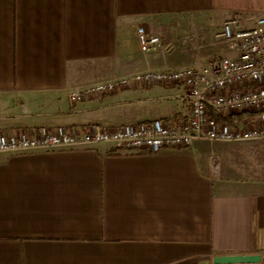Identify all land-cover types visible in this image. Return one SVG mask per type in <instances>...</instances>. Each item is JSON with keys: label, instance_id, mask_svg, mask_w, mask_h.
Here are the masks:
<instances>
[{"label": "crops", "instance_id": "0c3cea01", "mask_svg": "<svg viewBox=\"0 0 264 264\" xmlns=\"http://www.w3.org/2000/svg\"><path fill=\"white\" fill-rule=\"evenodd\" d=\"M231 14H264V0H0V132L182 119L188 104L180 85L78 101L68 89L230 54L211 37ZM138 26L161 38L159 51L139 50ZM245 142L260 146L253 154L264 152V139ZM217 143L234 142L194 140L155 153L108 144L0 153V264L264 256V177L226 174L225 153L236 146Z\"/></svg>", "mask_w": 264, "mask_h": 264}, {"label": "built area", "instance_id": "2783aa9c", "mask_svg": "<svg viewBox=\"0 0 264 264\" xmlns=\"http://www.w3.org/2000/svg\"><path fill=\"white\" fill-rule=\"evenodd\" d=\"M136 37L139 50L145 54H153L163 46L159 36L147 34L142 26L136 28ZM211 44L221 45L231 53L188 64L147 67L68 89L69 99L78 101L136 85H180L188 104L182 119H150L114 127L84 124L17 129L10 135L0 132V153L91 144L155 153L177 150L194 140L264 139V14L245 18L229 15L212 35ZM215 114L230 120H216ZM209 167L213 172L219 170L217 155L209 156Z\"/></svg>", "mask_w": 264, "mask_h": 264}, {"label": "rangeland", "instance_id": "374dc122", "mask_svg": "<svg viewBox=\"0 0 264 264\" xmlns=\"http://www.w3.org/2000/svg\"><path fill=\"white\" fill-rule=\"evenodd\" d=\"M202 144L208 146L206 142H202ZM226 144L236 146L231 152L225 153L224 171L226 174H233L245 179L264 177V152L257 155L250 152L252 148L260 146L245 141L217 143L219 148L226 146ZM211 151L214 153L213 150Z\"/></svg>", "mask_w": 264, "mask_h": 264}, {"label": "water", "instance_id": "95a60500", "mask_svg": "<svg viewBox=\"0 0 264 264\" xmlns=\"http://www.w3.org/2000/svg\"><path fill=\"white\" fill-rule=\"evenodd\" d=\"M213 264H253L264 262V256L260 254H230L216 255L211 259Z\"/></svg>", "mask_w": 264, "mask_h": 264}, {"label": "trees", "instance_id": "16d2710c", "mask_svg": "<svg viewBox=\"0 0 264 264\" xmlns=\"http://www.w3.org/2000/svg\"><path fill=\"white\" fill-rule=\"evenodd\" d=\"M214 118L216 119V120H230V118H226V117H221L220 115H218V114H215L214 115Z\"/></svg>", "mask_w": 264, "mask_h": 264}]
</instances>
